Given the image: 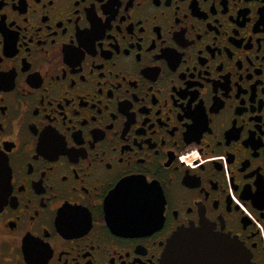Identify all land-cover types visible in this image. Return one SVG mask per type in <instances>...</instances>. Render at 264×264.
<instances>
[{
    "label": "flooded vegetation",
    "instance_id": "af4514ba",
    "mask_svg": "<svg viewBox=\"0 0 264 264\" xmlns=\"http://www.w3.org/2000/svg\"><path fill=\"white\" fill-rule=\"evenodd\" d=\"M169 2L81 0L77 12L71 0H60L55 9L35 10L34 0H0V122L5 125L0 128V151L10 172L7 201L0 210V264H74V256L80 264H111L110 255L117 264H160L172 234L197 226L215 233L228 229L205 239L225 240L219 245L225 248L235 240L254 264H264V0ZM46 11L55 21V43L47 17L41 15ZM125 11L129 14L121 20ZM81 40L96 45V51L89 52ZM92 59L102 60V67H90ZM69 60L81 72L71 71ZM62 68L77 77L74 85ZM119 81L121 87L108 92ZM41 95L45 101L51 97L52 104H41ZM73 103L81 114H95L84 142L95 140L96 149L73 148L57 158L56 141L44 129H64L68 122L60 106L70 112ZM53 106L54 120L37 113ZM85 127L73 123L65 134L79 143ZM100 148L104 159L92 166V173L75 175L73 166L86 164V151L91 156ZM194 149L199 156L191 165L178 162ZM119 154L131 157L124 172L153 177L157 197L148 195V201L157 213L147 219L121 218L110 209L112 197L106 207L98 204L96 186L102 188L110 179L107 161L113 170L121 167L114 159ZM160 161L165 162L162 167ZM52 191L58 195L48 200ZM66 204L80 212L69 215ZM44 224L50 234L42 231ZM216 247L183 244L182 264H221L213 259Z\"/></svg>",
    "mask_w": 264,
    "mask_h": 264
},
{
    "label": "snow or ice",
    "instance_id": "6c2138e0",
    "mask_svg": "<svg viewBox=\"0 0 264 264\" xmlns=\"http://www.w3.org/2000/svg\"><path fill=\"white\" fill-rule=\"evenodd\" d=\"M60 2V0H34L33 3V10H35L37 7L39 6H43L45 9H55L58 5V3ZM72 4L75 6L74 7V11L79 10L80 6H81V0H71ZM132 2V0H131ZM219 2V0H218ZM127 3H129V0H127ZM155 4H160L161 0H159V2L157 3L156 0H154ZM172 3V0H170L169 4ZM173 7H178V5H173ZM228 7V5H227ZM163 11V10H161ZM129 13L127 11H125L120 19L123 20L125 19V17L128 15ZM42 17L46 16L47 19H44L45 21H48L46 27L49 29V34L52 38V42L55 43V29L53 28V23H55V21H50L49 20V12H43L41 13ZM77 17H79L78 15L75 17V19L77 20ZM123 17V18H122ZM25 19H27V17H25ZM57 20H60L62 22V17L57 16L56 17ZM79 20V19H78ZM77 20V21H78ZM95 22V21H94ZM111 26H108V24H106L107 27L112 28L113 25L110 24ZM77 26L79 27V25L77 24ZM41 25H37V30L41 29ZM116 28H120V24L117 23L115 25ZM65 31H67V28L64 29ZM100 35H103L99 33ZM31 37H29L30 39ZM115 36L113 35V40H115ZM154 40L150 41V44L153 43ZM155 42V41H154ZM80 44L84 45V48H86L89 52H95L96 51V45H93L91 42L86 43L84 40L80 41ZM155 44V43H154ZM25 47H27V44H25ZM79 47V45L77 46ZM99 47H104V45L101 43L99 44ZM117 50V49H116ZM117 51H120V49L118 48ZM123 51L125 53L129 52L128 46L127 44H125ZM84 53L83 51L80 52V56L83 57ZM4 61V53L0 52V62ZM69 64H73V62L71 60H69ZM103 61H97L95 59H92L89 62L90 67L92 65H95L96 67H102ZM217 64H221V61H217ZM71 71L73 72H81V68L75 64H73V67L71 69ZM61 72L63 73L64 76H66L68 78V83L70 85H74L76 83V76H69L68 75V70L65 68L61 69ZM183 73V70H181L180 74ZM117 74L119 75L120 72L118 70ZM100 75H104L103 72H100ZM59 78V77H57ZM123 81H119L117 83H115L114 85H109V90L112 91V88H120L122 85ZM97 87H99V83L97 84ZM149 88L151 87V85L148 86ZM175 87L177 88V90L180 89L181 85L180 84H176ZM103 90V89H102ZM65 91H67V89H65ZM124 91L127 92L128 89L125 86L124 87ZM137 93L135 91H132L131 95L134 96ZM75 95H80L82 96L83 93H76ZM183 95V94H181ZM131 97H129L130 99ZM69 101H71V96L68 97ZM174 100H176L177 103H179V100L176 97H173ZM195 99V97L193 98ZM192 101L189 100L188 103H191ZM40 103L41 104H48L51 105L52 104V98L49 97L47 99V101H45L43 95L40 96ZM200 104L203 103V100L201 99L199 101ZM183 107V105H181ZM61 110H60V115L62 117H64V120L67 121L68 123L65 124V128L57 131L56 128L52 127L51 125H48L47 127H45L44 129V133H50L52 135V137H54L56 144H57V149H56V157L59 158L60 153H64V152H68L70 153L72 151L73 148H83L84 150L87 148L88 145H91L93 149H96V141L92 140L91 138L87 139V143H85V135L84 133L87 132L88 128L90 127H94V125L89 124V118L95 117L94 113H85V114H81L80 112V107L78 104L73 103L71 105V110L70 112L68 110L64 109L63 104H61ZM103 107L107 108L108 107V103L107 101H105ZM109 111L112 114H115V110L114 109H109ZM37 113L39 115H42L46 120H54L56 118V113H55V106L52 107L51 110H45L43 113H39V110L37 109ZM75 116L76 120L73 121L72 117ZM95 119V118H94ZM141 119H143V117H141ZM83 121V122H82ZM73 123H77V125H86L87 127H85L82 132L79 133V135L82 137L81 142H77L76 139L74 140H70L69 137L65 134L66 130H70L71 129V125ZM108 125H111L109 128H112V124L109 123ZM5 127V125L0 122V128ZM137 128L141 127L140 125H136ZM44 133H41V136H44ZM113 133L115 134V129H113ZM7 139V138H5ZM127 141V137L124 138ZM109 143H111V141H109ZM116 150V146L112 145V151L115 152ZM104 149L100 148L98 150H95L92 152L91 156H88V153L86 151V164H81L79 169H77L75 166H73V172L75 175L79 176L80 172H84L85 175H90L93 171L92 166L95 163H99V161L104 159L103 153H104ZM157 152L159 150H156ZM39 154H33V159H38ZM199 156V152L196 151L195 149L192 150L191 152H187L185 153V155H180L178 157V162H186L187 164L191 165L192 164V160L198 158ZM189 157H191V159H189ZM115 161L118 165H120L121 167H116L115 170L114 169V165L113 163L109 160L107 161V168L109 170L112 171H108L105 173L106 176L110 177V179H108L106 182H102V188L100 186H96V192L95 195L97 197H100L101 199L98 201V204L101 206H107L109 199L117 193H120L121 190L125 187H130L133 189V191L135 193H137V195L133 196V197H129L127 199H125L123 202L119 203L116 207V211H118L120 214L122 215H135V214H139V213H145L149 210V201H148V196H147V189L150 188V181L153 179V177L151 176H144V175H132L130 173L124 172L123 168L127 167L129 165V160L131 159V157H127L123 154H119L117 156H115ZM137 159L139 161L143 160V157H137ZM164 161H160V165L159 166H163L164 165ZM31 165V163L29 164ZM110 165V166H109ZM52 166L49 165L48 168L50 169ZM29 170V169H28ZM31 171H32V165H31ZM43 171V169H42ZM47 173L45 172V175ZM61 177L63 178V180H67L68 176L67 173H61ZM112 181H116V183H112ZM111 184V188L110 191L108 192H104L102 189L103 188H108L109 185ZM23 186L21 189L24 188V183L23 181L20 182V187ZM54 187V185H53ZM75 187V186H73ZM58 193L56 191H52L48 194L47 199L51 200V199H55L57 197ZM30 199V198H29ZM44 201L45 203V199L42 197L41 201ZM61 203H66V201H62ZM28 201H25V207H27ZM45 207H47V204L45 203ZM56 207V206H53ZM66 208H67V212L69 215H76L80 212V209L76 208L75 205L73 204H66ZM0 209H3V201L0 200ZM61 211L63 212L64 209H61ZM215 227V226H214ZM197 229L198 226H197ZM42 231L45 234H50L49 229L47 224L42 225ZM229 230L226 228H219L216 232L217 233H221V234H226ZM62 251H64L62 249ZM127 251V249H126ZM87 255L89 256L88 262H91V256L89 255L91 253V247L87 250ZM116 255H120L118 252L116 253ZM129 259H134L133 257H131V255L129 254ZM148 259H151V257H148ZM45 260H47V258H45ZM74 260V264H80V261L78 259H76V257H73ZM109 260L111 261V264H117L115 255H110L109 256ZM120 260H125V257L123 255H120ZM64 264H67V260H65ZM103 264H107V262H103Z\"/></svg>",
    "mask_w": 264,
    "mask_h": 264
},
{
    "label": "water",
    "instance_id": "95a60500",
    "mask_svg": "<svg viewBox=\"0 0 264 264\" xmlns=\"http://www.w3.org/2000/svg\"><path fill=\"white\" fill-rule=\"evenodd\" d=\"M10 172L7 163V159L4 157L3 153L0 151V200L3 201V206L7 201V196L10 189ZM150 188L147 189V196L152 195L157 197V192L154 189V185L150 183ZM131 189L130 187H125L121 190L120 193H117L112 199H110V209L115 211L121 218H130V219H147L150 214L157 213L156 207L149 206V210L145 213H139L135 215H122L116 211V207L119 203L123 202L125 199L130 196L133 197L137 195L134 191L132 193H126L123 190ZM149 203H152L151 201ZM154 203V202H153ZM1 210V209H0ZM130 216V217H129ZM138 226L139 223H132ZM130 224L126 225L129 227ZM185 227L176 230L170 239L163 251L162 257L160 259V264H182L183 261V250L182 245L186 243L199 244L200 242H207L212 245H217V253L213 256V259L221 261V264H254L251 260V254L249 251L241 246L237 241L233 240L232 247H220L219 245H225V240L212 239L206 240V236H213L217 233L213 232L209 227ZM227 243H230V239L227 240ZM213 248L215 246H212Z\"/></svg>",
    "mask_w": 264,
    "mask_h": 264
},
{
    "label": "built area",
    "instance_id": "2783aa9c",
    "mask_svg": "<svg viewBox=\"0 0 264 264\" xmlns=\"http://www.w3.org/2000/svg\"><path fill=\"white\" fill-rule=\"evenodd\" d=\"M237 202H239L237 199H235ZM241 207L244 209L245 213H247L252 219H254V217L252 216V214L249 212V210H247L243 205H241ZM255 220V219H254ZM256 225L262 229L261 223L257 220H255Z\"/></svg>",
    "mask_w": 264,
    "mask_h": 264
},
{
    "label": "rangeland",
    "instance_id": "374dc122",
    "mask_svg": "<svg viewBox=\"0 0 264 264\" xmlns=\"http://www.w3.org/2000/svg\"><path fill=\"white\" fill-rule=\"evenodd\" d=\"M189 159H191V157H189Z\"/></svg>",
    "mask_w": 264,
    "mask_h": 264
}]
</instances>
